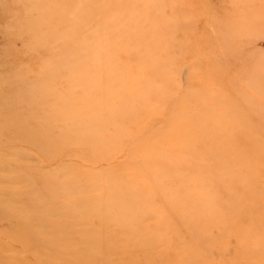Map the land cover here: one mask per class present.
Returning <instances> with one entry per match:
<instances>
[{
    "label": "rangeland",
    "instance_id": "rangeland-1",
    "mask_svg": "<svg viewBox=\"0 0 264 264\" xmlns=\"http://www.w3.org/2000/svg\"><path fill=\"white\" fill-rule=\"evenodd\" d=\"M0 264H264V0H0Z\"/></svg>",
    "mask_w": 264,
    "mask_h": 264
}]
</instances>
